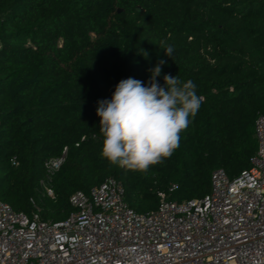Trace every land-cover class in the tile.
Returning <instances> with one entry per match:
<instances>
[{"label": "trees", "instance_id": "1", "mask_svg": "<svg viewBox=\"0 0 264 264\" xmlns=\"http://www.w3.org/2000/svg\"><path fill=\"white\" fill-rule=\"evenodd\" d=\"M160 60V86L165 74L192 80L201 107L169 158L147 172L112 165L101 156L98 102L124 79L149 87ZM259 114L264 0H0V200L17 211L67 219L71 195L109 177L137 211L155 209L159 192L202 198L214 170L251 167ZM64 151L48 177L45 163Z\"/></svg>", "mask_w": 264, "mask_h": 264}, {"label": "built area", "instance_id": "2", "mask_svg": "<svg viewBox=\"0 0 264 264\" xmlns=\"http://www.w3.org/2000/svg\"><path fill=\"white\" fill-rule=\"evenodd\" d=\"M255 138L250 168L236 177L214 170L202 198L175 201L159 192V205L147 212L126 202L113 177L74 192L75 211L61 221L0 200V264H264L263 114ZM65 159L66 151L45 163L48 177ZM45 190L54 197L51 187Z\"/></svg>", "mask_w": 264, "mask_h": 264}, {"label": "clouds", "instance_id": "3", "mask_svg": "<svg viewBox=\"0 0 264 264\" xmlns=\"http://www.w3.org/2000/svg\"><path fill=\"white\" fill-rule=\"evenodd\" d=\"M172 58L171 45L161 43ZM148 57L146 51L143 52ZM165 60L150 69V86L133 78L121 80L111 100H101L96 109L103 137L101 156L110 164L133 172H147L151 166L169 158L180 146V133L198 113L203 97L192 80L161 75Z\"/></svg>", "mask_w": 264, "mask_h": 264}, {"label": "rangeland", "instance_id": "4", "mask_svg": "<svg viewBox=\"0 0 264 264\" xmlns=\"http://www.w3.org/2000/svg\"><path fill=\"white\" fill-rule=\"evenodd\" d=\"M140 212H143V211H140Z\"/></svg>", "mask_w": 264, "mask_h": 264}]
</instances>
